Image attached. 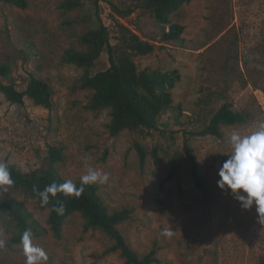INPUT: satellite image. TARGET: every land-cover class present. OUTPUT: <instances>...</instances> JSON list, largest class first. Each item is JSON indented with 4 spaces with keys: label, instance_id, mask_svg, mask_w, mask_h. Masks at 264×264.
<instances>
[{
    "label": "rangeland",
    "instance_id": "374dc122",
    "mask_svg": "<svg viewBox=\"0 0 264 264\" xmlns=\"http://www.w3.org/2000/svg\"><path fill=\"white\" fill-rule=\"evenodd\" d=\"M63 1L29 0L27 8H19L0 0V63L12 67L2 81L24 90L34 75L54 91L48 109L28 97L24 103L11 102L0 89V162L43 171L48 146L56 144L65 147L60 172L67 180H80L89 166L108 173L106 183L95 182L99 193L111 211L132 209L121 231L140 255L155 249L159 262L154 264H264V224L255 205L243 209L230 189L218 186L219 169L232 150L231 134L249 135L264 122V0L184 4L171 17L185 26L184 46L163 42L151 13L138 8L122 17L112 7L121 1L134 6L135 0H98V5L81 0L73 10L64 9ZM99 21L109 26L113 43L120 22L156 44L152 53L135 57L139 69L179 70L181 78L172 89L174 110L161 116L159 129L112 136L109 111L89 108L93 92L79 87L85 69L64 61V53L71 46L84 48L79 36ZM109 66L103 52L90 73ZM227 101L245 113V121L222 126L220 137L200 135ZM136 142L148 151L144 164ZM188 153L195 156L202 187L193 179ZM175 161H181L180 181L173 179L162 190L161 181ZM12 201L23 203L47 229L32 238L47 256L40 264L124 263L119 251H107L113 241L99 229H86L80 213L67 218L58 237L37 198L5 185L0 186V239L5 241L0 264L26 260L23 244L11 240L15 228L4 212Z\"/></svg>",
    "mask_w": 264,
    "mask_h": 264
},
{
    "label": "trees",
    "instance_id": "16d2710c",
    "mask_svg": "<svg viewBox=\"0 0 264 264\" xmlns=\"http://www.w3.org/2000/svg\"><path fill=\"white\" fill-rule=\"evenodd\" d=\"M5 3L27 8L29 0H2ZM191 0H135L134 6L121 1L113 3L112 7L120 16H128L136 9H142L153 15L161 27V39L166 43L185 45L186 39L182 36L185 26L172 23L171 17L178 12L184 4ZM98 5V0H95ZM81 4V0H64L62 7L73 10ZM168 25V27H167ZM117 42H112V34L104 22L99 21L95 28L89 29L79 36V41L84 48L71 46L65 50L64 61L73 63L85 69L79 79V87L93 92L89 108L95 112L109 111L111 120L108 124L112 136H118L124 130L141 131L142 129H159L160 118L163 114L174 110L172 89L180 80L179 70H163L160 68L139 69L135 57L148 55L155 50L156 44L141 38L129 26L117 23ZM103 52L109 55L110 66L90 73ZM12 67L8 63H0V89L6 98L15 103H24L25 98H30L36 105L44 108L53 107L54 91L51 85L43 78L31 75L24 90H19L14 83H4L2 79L10 77ZM244 112L236 111L232 102H225L211 116L209 122L198 133L200 135H222L221 127L244 122ZM141 163L144 164L148 154L145 146L135 143ZM158 161V148L153 150ZM192 164V175L197 186L202 187L199 177L198 164L191 153H188ZM66 153L63 145L52 144L48 146V165L43 171H22L15 165H8L14 183L10 186L21 189L38 199L41 209L49 211L47 222L50 229L58 237L62 235L68 217L80 213L85 218L86 229H99L112 241V246L107 250L120 252L125 261L123 264H154L159 262L156 250L140 255L128 242L121 231L120 225L127 221L132 214L131 208L111 211L99 193L96 183L83 186L80 196L65 195L58 192L55 197L50 194L49 203L42 204L37 191H43L46 186L53 183L58 185L67 181L60 172V165L65 163ZM181 161H175L167 176L161 181V189L166 183L176 179L180 181ZM77 188L81 187L80 180L72 181ZM162 203L157 195L153 198ZM61 201L64 204L63 214L52 211V206ZM4 209V208H3ZM5 214L13 223L15 232L11 240L22 243L21 236L24 230L31 229L33 237L42 235L47 229L41 225L23 203L12 201L6 204ZM1 222V217H0Z\"/></svg>",
    "mask_w": 264,
    "mask_h": 264
},
{
    "label": "clouds",
    "instance_id": "9594fccd",
    "mask_svg": "<svg viewBox=\"0 0 264 264\" xmlns=\"http://www.w3.org/2000/svg\"><path fill=\"white\" fill-rule=\"evenodd\" d=\"M230 145L232 150L218 172L220 177L218 186L221 189H230L241 202L243 209H251L255 205L259 222L264 224V122H260L256 130L249 135L242 136L238 132H233L230 136ZM80 180V188L71 180H67L60 185L53 183L46 186L43 191L36 189L34 191H37L41 203L46 205L49 203L50 194L55 197L58 192H63L65 195L74 194L78 197L83 192L84 185L97 181L106 183L109 174L89 166L87 173L81 176ZM13 183L8 164L0 162V186ZM52 211L63 214V202L57 201V204L52 206ZM165 234L170 233L166 231ZM32 238V230L30 228L24 230L21 242L26 257L25 264H40L47 256L44 249L33 244ZM4 243L5 241L0 239V247H3Z\"/></svg>",
    "mask_w": 264,
    "mask_h": 264
}]
</instances>
